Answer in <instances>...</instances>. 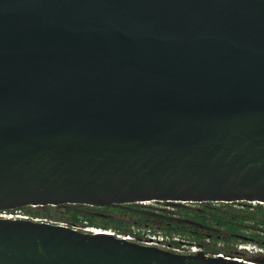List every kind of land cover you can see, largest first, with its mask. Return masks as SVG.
<instances>
[{
	"label": "water",
	"instance_id": "obj_1",
	"mask_svg": "<svg viewBox=\"0 0 264 264\" xmlns=\"http://www.w3.org/2000/svg\"><path fill=\"white\" fill-rule=\"evenodd\" d=\"M144 202L264 205V0H0V212ZM0 264L248 263L0 218Z\"/></svg>",
	"mask_w": 264,
	"mask_h": 264
},
{
	"label": "trees",
	"instance_id": "obj_2",
	"mask_svg": "<svg viewBox=\"0 0 264 264\" xmlns=\"http://www.w3.org/2000/svg\"><path fill=\"white\" fill-rule=\"evenodd\" d=\"M82 205L74 206H58V207H40L42 212L34 213L36 216H44L49 219L53 212L59 215V222L67 223L65 214L71 215L74 219L73 226H78L77 223L84 222L89 226H96L103 229H112L119 234H129L133 224L141 226V222H131L123 218L104 219L98 217L95 213H85L82 211ZM85 208H94L96 210L113 209L125 216H137L142 220L158 219L163 221L161 230L166 234H178L188 236L195 240L198 245L203 248L206 245L205 241H222L229 242L230 240H240L242 242H250L264 247V205L256 204L255 207L234 209L231 204L221 207H214L209 203H203L201 206L178 207L171 216V212L160 211L150 206L140 204L131 205H115L103 208L84 206ZM187 221L192 223H187ZM245 222H251L246 225ZM246 231L245 235H241L242 231ZM168 236V235H167ZM192 240V241H193ZM173 244L179 245L178 242ZM205 252L212 255L221 254L220 250L211 249ZM225 252V251H224ZM223 254V253H222ZM228 253H224L226 255Z\"/></svg>",
	"mask_w": 264,
	"mask_h": 264
},
{
	"label": "rangeland",
	"instance_id": "obj_3",
	"mask_svg": "<svg viewBox=\"0 0 264 264\" xmlns=\"http://www.w3.org/2000/svg\"><path fill=\"white\" fill-rule=\"evenodd\" d=\"M213 205L214 207H221L227 205L226 203H209ZM256 203H232L231 206L234 207V209H243V208H250L255 207ZM144 206H150L153 207L154 209H158L160 211H167L171 212V216H174L173 214L176 213L175 209L178 208L179 206L175 204H170V203H156L152 202ZM190 207L196 208L201 206V204H189ZM22 213H25L29 216L32 217H38L34 213L36 212H42L40 207H24L22 209H18ZM82 211L85 213H95L98 215L100 218L104 219H116V218H123L127 221H131L132 223L135 222H141L142 225L138 226L137 224H133L131 227V232L136 233L138 235H141L144 237V235H154L157 237H162V236H167L169 237V243L173 245V247H181L182 245H186V243H193L196 242L193 239H190L188 236H183V235H178V234H166L165 231L161 230L162 223L158 221V219L154 220H142L140 217L137 216H125L122 215L120 212L113 210V209H102V210H96L94 208H85L84 206L82 207ZM65 218L67 219L68 225L74 224V219L71 217L69 214L64 215ZM40 217V216H39ZM44 216L40 217L43 218ZM49 219L59 222V215L56 212H53L52 217ZM63 223V222H62ZM246 225H250L251 222H245ZM78 227H85L87 226L86 223L84 222H79L77 223ZM246 232L245 230L241 232V235H245ZM193 240V241H192ZM174 242H178L179 245L173 244ZM197 243V242H196ZM205 246L204 248L207 249L208 251H211L215 249H224L220 250L223 254L228 253V257H235L240 260H244L246 262L254 263V264H264V247H261L258 244L255 243H250V242H242L240 240H230L229 242H222V241H205ZM246 249V250H245ZM225 251V252H224ZM221 253V254H222Z\"/></svg>",
	"mask_w": 264,
	"mask_h": 264
},
{
	"label": "built area",
	"instance_id": "obj_4",
	"mask_svg": "<svg viewBox=\"0 0 264 264\" xmlns=\"http://www.w3.org/2000/svg\"><path fill=\"white\" fill-rule=\"evenodd\" d=\"M149 203H152V202H144L140 205H147ZM0 218L9 219V220H31L35 222H43V223H49V224L68 225L66 223L56 222L51 219L32 217L25 213H22L20 210L0 212ZM68 226H73V225H68ZM74 227L78 230H81L83 232L90 233L93 235H100V234L112 235L117 238L124 239L126 241L135 242V243H139V244L147 245V246H154L162 250L174 252L177 254H196L199 252H204L208 255H212L210 253L205 252L204 248L201 245H198L196 243H186V245H182L181 247H173L172 243L171 244L169 243L168 236L157 237L154 235H144L143 237L136 233L119 234L113 231L112 229H103L100 227L89 226V225L85 227H78V226H74ZM215 256L230 259L228 255H224V254H217ZM231 258L240 261V259H237L235 257H231ZM241 261L248 263V264H253L250 262H246L244 260H241Z\"/></svg>",
	"mask_w": 264,
	"mask_h": 264
},
{
	"label": "flooded vegetation",
	"instance_id": "obj_5",
	"mask_svg": "<svg viewBox=\"0 0 264 264\" xmlns=\"http://www.w3.org/2000/svg\"><path fill=\"white\" fill-rule=\"evenodd\" d=\"M188 207H190V206H188ZM151 220H154V219H151ZM151 220H150V221H151ZM160 223H162V224H163V221H161Z\"/></svg>",
	"mask_w": 264,
	"mask_h": 264
},
{
	"label": "bare ground",
	"instance_id": "obj_6",
	"mask_svg": "<svg viewBox=\"0 0 264 264\" xmlns=\"http://www.w3.org/2000/svg\"><path fill=\"white\" fill-rule=\"evenodd\" d=\"M241 261V260H240ZM254 264V263H253Z\"/></svg>",
	"mask_w": 264,
	"mask_h": 264
}]
</instances>
